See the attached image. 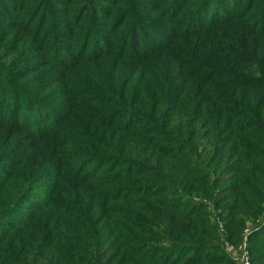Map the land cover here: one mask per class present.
Masks as SVG:
<instances>
[{
	"label": "trees",
	"instance_id": "1",
	"mask_svg": "<svg viewBox=\"0 0 264 264\" xmlns=\"http://www.w3.org/2000/svg\"><path fill=\"white\" fill-rule=\"evenodd\" d=\"M108 1H112L115 4V2L121 0H106L105 2L107 3ZM132 1L134 0L121 2ZM138 1L140 2V6L137 7L139 12L155 8L153 0ZM160 1L163 2V0ZM166 1H168V5L164 7L166 9L185 2V0ZM210 1L216 2V6L226 5L224 3L227 2H221V0ZM252 1L254 0H251L250 3ZM35 2L36 5L33 6V3L29 2V0H0V25L6 27L11 23L16 24L14 28H18L16 29L17 33L22 37L20 41H27L30 44L35 39L39 45H43V49H45L48 42H51V46L46 49L50 50L52 54V59L50 58V60L54 62L40 71L43 75L40 76L41 78L39 79L41 81L37 84H32V78L28 81L20 75L12 74V64L16 61L0 62V133H4L13 127L30 130L34 136L36 135L40 138L39 140L45 138L49 140L43 141L46 147L43 154H48L55 136L59 135V133H66L72 123L71 133L74 131L75 134H79L83 122L86 121L99 132L95 133L85 130L84 133L88 138V143L92 142L94 137L92 135L96 134H98L97 139L99 142L93 143V146L88 147L87 150L80 149L79 152L83 155L82 159L88 161V164L84 168L76 167L75 169H78L79 172L70 171L73 175H77L74 178H79L78 180L81 182V180L86 179L84 178L86 176L85 171L88 168L86 166L91 165L90 167H93L96 163H100L103 166L108 165L110 167L109 170L113 169L109 174L115 175L104 180H91L92 183L88 180L83 181L85 185L95 186V210L103 203H107L106 207L101 206L94 213H91L92 207L87 208L86 212H84L86 221H95L101 215V221H105L106 224H109L108 227L112 229V232H110L111 238L113 237L114 240L118 239L115 236L117 235L116 230L122 239H125L124 235L130 237L126 241L128 245H131V247L133 244L137 245L136 251L134 250L137 253L131 252L127 260L130 261V264H200L203 259L206 260L212 254L211 251L215 247L200 245L199 239L203 237L212 239L211 237H213L214 233L201 229L193 231L192 226L186 223H179L178 219L187 215V218L192 222L199 223L202 228L206 226L210 228L209 226H211L215 232L217 222L215 223L210 218L211 207L209 205L207 206L203 203L195 204L196 210L188 212L191 205L189 204L188 208H186V204H183L184 197H182V194L175 192L177 196L167 201L170 204L169 206L177 207L171 214L172 217L168 223L162 224L163 221H160L159 225L153 223L152 226H148L149 222H145V219L141 218V216H138L140 218L136 220L135 224L132 223L131 218L125 220L131 225L133 224L134 228L120 222L118 223L116 214L119 206L116 205L118 203H123L124 205V202H126L128 203L126 204L128 205L127 207H131L134 205L131 198L136 196V186L125 181L127 177L132 176L131 178H133L135 177L133 175H139L138 172L142 171H137V168L133 169L134 166L123 165L119 173L116 172L117 169H120L122 160H134L126 158L127 151L120 153L119 151L117 152L116 148H114V152L111 151L117 139L111 143V134L104 133V130L106 128H114L117 131V135L122 137L123 135H133L136 139L145 143L151 140L150 146L154 148L162 142L161 140H155L157 135L163 138L165 136L174 138L172 135L174 133L171 134L166 128L163 130L161 127L168 126L163 121V118L168 112L170 104L176 103L170 95L173 93L178 94L176 92L181 86L179 75H182L183 78L194 79L201 85L199 88L202 92L201 94L199 93L197 101H194L192 96L194 85H191L183 90L184 92L179 97L178 103L182 101L195 102L194 104L197 105V108L194 115H197L199 120L202 119L208 125H211L210 130L212 129L217 139L214 141L210 140L207 144L199 147L202 154H210V162H214V156L224 159L226 155V152H220V134L227 122L233 123L231 118L239 115L236 111L238 108L235 109L237 105L247 103V106L244 105L243 111L250 115L251 125L260 127L254 132L249 131L250 133L246 137L248 143L253 141L264 146V42H262V39H264V0L252 11L248 9L251 4L245 7L241 3L237 9L235 8L236 10L234 9L233 14L229 10L235 7V0H229L228 3L232 2V7L228 9V12H222V9L216 7V9L220 10H215L213 16H210V12L205 13L206 11L203 9L208 0H197L190 2L193 5L192 9L185 8L180 12V14L184 13L185 15V18L181 20L183 23L182 27L179 26L177 30L170 33L167 30L162 31L163 33L167 32L164 37L158 33V40L151 39L147 30H150L152 22L133 21L129 23L130 27L134 29L132 34L124 32L118 44H115L114 40L111 42L108 38L102 41L97 39L95 40L97 44L94 47L86 46V41L94 40V31L97 29V25L90 20V25L87 28L73 36L75 32L73 26L67 23L62 24L61 18L63 16H57L58 12H56V9L58 7L64 10L67 8L69 13H76V17L94 19L95 12L98 16L100 15L98 14V9H95V6L98 5L97 1L35 0ZM68 4H70L69 7ZM127 6L129 9V5ZM133 9V6H131L130 12H133ZM178 12H171L172 15L169 12V15L175 18ZM101 15L104 16L105 14L102 13ZM118 17L121 18L123 16L121 14ZM201 18L203 20L200 21ZM54 20L57 21L55 22ZM43 22L48 23L50 35L46 37L44 42L40 41L42 40L41 33L44 30ZM56 25H59V27ZM140 27L144 29L142 35H140V32L138 33ZM114 28L118 31L120 26L115 23ZM179 32H182L183 36L178 39L179 43H177L173 40ZM35 35H37L38 39L35 38ZM93 35L94 38H92ZM69 38H77L79 43L76 45L70 43L69 47L66 44V40ZM112 58L118 59L120 64H118V70H114L113 74H109V80L105 77L106 74L103 68L97 69L98 72L94 76L82 73V71L94 66L97 67L98 64H105L107 60ZM0 59L2 58L0 57ZM234 59H238L241 62L242 67L240 69L235 68L236 66L234 67V64H232ZM124 61L127 63H124ZM128 67H134V72H140L151 77L150 80L143 82L142 87L144 89L137 88L135 90L137 96H135L136 101L133 103L128 101V98L131 85L135 82V75L128 78L122 75ZM18 68L20 69V67ZM154 68L155 71L153 72ZM109 72L111 71L109 70ZM49 75L57 77L52 80ZM129 78L134 82L129 81ZM121 80L124 81L122 82ZM136 81L138 82V78ZM34 82L36 83L37 80L35 79ZM145 83L146 86H143ZM210 83L212 87L205 88L207 85L209 87ZM204 89H212V92L208 90L207 93H204ZM9 97H11V101L7 100ZM51 99L58 100V103L52 105L49 102ZM12 100L14 105L9 104ZM178 108L180 106L176 109ZM37 111L43 117L34 122L13 120L11 117L12 115L21 114H28L29 117H33ZM73 112L80 119L74 120L75 114ZM177 113L180 114L181 111H177ZM158 119L162 121V125L158 122ZM246 126L248 127V125ZM101 129H104L103 132ZM239 130L245 131L244 128ZM260 136L263 137L262 140ZM40 143L42 144V142ZM200 144L202 145V143ZM103 148L104 151H110L111 154L101 152ZM189 148L192 149V152L195 151L193 146H189ZM96 149L99 151L98 157L100 160L91 158L96 155ZM245 151L250 152V158L258 159L255 157L258 154V150L254 151L247 148ZM169 155L170 153L164 154V161L169 160ZM193 156L194 154L192 153L191 157ZM74 159L71 158V160ZM260 159L262 160L263 158ZM194 161L198 165L197 169L200 170L201 162L197 154ZM239 167L241 168V165ZM145 168L144 172L141 173L142 177L138 176L142 180L154 172L152 165L146 164ZM156 172L162 173L161 168L159 167ZM260 174L264 177V174ZM236 178H238V184L233 188V193L235 195L234 201L237 203L225 205L224 211L225 213L227 210L232 212L228 215L232 218L233 209L237 213L239 209H244V213L241 218L239 217L240 214H236L233 220L228 217V223L233 221L229 234L231 240L239 238L238 235H240L243 224H245L244 215H252L254 213L252 209L255 207H260V209H262L261 205L264 207V183L258 181L259 185L251 186L239 182V177ZM251 179L253 180L252 177ZM253 181L257 183L256 180ZM191 182L193 184L192 188L203 187L202 185L205 183L202 179L191 180ZM141 184L139 183L137 187L139 191L137 192L145 196V199L149 202L150 196L159 194L154 193L153 191L155 190L153 189L145 190L141 188ZM19 187H23L22 184ZM163 191L161 189V192ZM202 191L199 190L201 194L205 195V192ZM23 193L24 191L20 194ZM20 198L22 196L18 197V201L24 200ZM73 201V203L61 204V213L67 219L77 218L74 217L78 213L76 212L78 210L77 198ZM224 201L227 203V200ZM66 205L67 209L65 208ZM5 209L7 214H12L15 218V220L9 222L22 220L21 218L25 216V214H22L23 211H27L24 209L19 212L14 207L12 208L11 204L7 205ZM102 209H104L103 214ZM68 210L71 214H69ZM80 213L82 218H84L82 212ZM123 213L133 215L132 210H124ZM95 215H97L96 219L94 218ZM197 216H205V218L198 221L195 218ZM144 222L146 223L145 225H143ZM85 227L87 226H80L82 229H85ZM134 231L135 234H133ZM58 233L59 235H65L61 232ZM144 235H147V241L141 238ZM42 237L44 235L39 237V242ZM111 243H115V241H111ZM121 245H124V243ZM258 249L263 250V248ZM80 253L88 258L91 255L88 249ZM132 256L133 258H131ZM101 264L112 263L102 261ZM117 264H120V262Z\"/></svg>",
	"mask_w": 264,
	"mask_h": 264
},
{
	"label": "rangeland",
	"instance_id": "2",
	"mask_svg": "<svg viewBox=\"0 0 264 264\" xmlns=\"http://www.w3.org/2000/svg\"><path fill=\"white\" fill-rule=\"evenodd\" d=\"M95 1L98 2L95 9H98V14L100 15L98 16L95 12L94 19L76 17V13H69V9L67 8L64 10L58 7V9H56V12H58L57 16H63L61 18V23H67L73 26L75 30L73 36L87 28L90 25V20L93 24L97 25V29L94 31L95 38L94 35L92 36L94 40L90 42L86 41V46L88 47H94L97 44L95 40L98 39V41H102L106 38L111 42L114 40L115 44H118L124 32L132 34L134 29L130 27L129 23L133 21L152 22L150 30H147L149 31L151 39L158 40V33H160V36L164 37L167 32L163 33L162 31L167 30L170 33L171 31L177 30L179 26L182 27L183 23L181 20L185 18V15L184 13L180 14V12L185 8L192 9L193 5L190 4V2L197 0H185L184 3H180V5L171 7L170 9L164 8L168 5V1L163 0L162 2L160 0H153L155 8L143 12H139L137 9V7L140 6L138 0L127 3L121 2L124 1L121 0L115 2V4L112 1L106 3V0ZM223 1H227L224 3L226 5L216 6V2L213 3L208 0L203 8L204 11H206L205 13L210 12V16H213L215 10L220 9H222V12L227 13L228 9L232 7V2L228 3L229 0H221V2ZM261 1L262 0H254L250 3L251 0H235L236 5L233 9H230L229 12L233 14L241 3V5L245 7L251 4L248 9L252 11L261 4ZM29 2L33 3V6L36 5L35 0H29ZM127 5H129V9ZM69 6L70 4H68V7ZM131 6L134 8L133 12H130ZM216 7L220 9H216ZM176 11L179 12L174 18L171 16V12L176 13ZM169 12L171 15H169ZM102 13L105 15L102 16ZM121 14L123 16L121 17L123 18L122 21H120L121 18L118 17ZM201 20H203V18H201L200 21ZM115 23H117V26H120L118 31L114 28ZM15 25L16 24L12 23L6 27L0 25V57L2 58L0 62L16 61L12 64V74L20 75L28 81L32 78V84H37L41 81V79H39L41 78L40 76L43 75L40 71L44 67L54 63L50 60L52 56L50 50L46 49L51 46V42H48L45 49H43V45H39L35 39L30 44L27 41H20L22 37L17 33L16 29L18 28H14ZM42 25H44V30L41 33L42 40L40 41L44 42L46 37L50 35L48 32V23L43 22ZM56 26L59 27V25ZM139 32L140 35L144 33L143 27L139 28L138 33ZM182 36L183 33L179 32L175 35L173 41L179 43L178 39ZM35 38L38 39L37 35H35ZM262 42H264V39H262ZM70 43L76 45L79 43V40L77 38H69L66 40V44L70 47ZM125 61L124 63H127ZM118 64H120L118 59L112 58L107 60L105 64H98L97 67L94 66L88 70L82 71V73H88V75L91 74L94 76V74L98 72L97 69L103 68L106 74L105 77L109 80V74H113L118 70ZM232 64H234V67L236 66L235 68L237 69L242 67L238 59H234ZM18 67H20V69ZM133 68L134 67H128L124 74H122L123 77L127 78L135 75V82L129 78V81L134 82L131 85L128 98V101L132 103L136 101L135 96H137V93L135 90L137 88L144 89V87H142L143 82L151 78L149 75L134 72ZM26 69L28 70L25 71ZM109 70L111 72H109ZM154 71L155 68L153 69V72ZM179 76L181 86L176 92L178 94L176 95L173 93L170 95L176 103L170 104L169 110L163 118V121L166 122L168 126L161 127L163 130L166 128L171 134L174 133L172 134L174 138L166 136L163 138L157 135L155 140H161L162 142L154 148L150 146L152 143L151 140L148 141L147 144L136 139L133 135H123V137L117 135V131H115L114 128L101 129L102 132L104 130V133L111 134V143L114 142L113 140L117 139L116 143H113L114 145L111 151L114 152V148L120 153L127 151L126 158H132V160H134H122V164L119 167L120 169L116 171L117 173H119L123 165L128 167L134 166L133 169L137 168V171L142 172L146 169V164L152 165L154 169V172L143 180L141 178L142 172H138L139 175H133L135 176L133 178H131L132 176L127 177L125 182L136 186V196L131 198L134 205L127 207L128 205L126 204L128 203L126 202H124V205L123 203H118L116 205L119 206L116 219L118 223L120 222L131 228H134L133 224L140 218L138 216L145 219V222H149L148 226H152L153 223L159 225L160 221H163L162 224L165 222L168 223L169 219L172 217L171 214L177 207L173 208L169 206L170 204H168L167 201L176 197L177 195L175 192H177L184 197L183 204H186V208H188L189 204L191 205L188 212L196 210L195 204L203 203L207 206L209 205L211 207L210 218H212L215 223L217 222L218 225L214 224L216 228L214 232L211 226L208 225L210 228L207 226L202 228L199 223L192 222L187 218V215L179 217L178 219L179 223H186L192 226L191 228H193V231L201 229L214 233L213 237H211L212 239H207L205 237L199 239L200 245H211L213 248L215 247L211 251L212 254L206 260L203 259V262L200 264H264L263 205H261L262 209H260V207L252 209L254 211L252 215H244L245 224H243L242 231H240L241 233L238 235L239 238L236 240H231L229 237L233 221H229L230 224L228 223V215L232 212L227 210L225 213L224 211L225 205L237 203L234 201L235 195L233 193V188L238 184V178L236 177H239V182L251 186L259 185L258 181L264 183V177L260 174H264V146H261L260 143H254L253 141L248 143L246 138L250 132H254L260 129V127L251 125L252 121L250 115L243 111L244 105L247 106V103L244 105H237L235 109L238 108L236 111L239 115L234 118L232 117L231 121L233 123L227 122V125L223 127L220 134V152H226V155L224 159L214 156V162H210V154H202L199 147L207 144L210 140L214 141L217 139L212 129L210 130L211 125H208L206 121L202 119L199 120V117L194 115L197 108V105L194 104L195 102L182 101L178 103L179 97H181L184 92L183 90L191 85H194L192 96L194 97V101H197L199 93L201 94L202 92L199 88L201 85L198 84L196 80L194 81V79L189 80L183 78L182 75ZM50 77L53 80L57 76ZM144 77L146 78L144 79ZM137 78L138 82L136 81ZM35 79L37 80L36 83L34 82ZM124 80L121 81L123 82ZM143 86H146V83ZM210 87H212L211 83L209 87L207 85L205 88ZM208 90L212 92V89H204V93H207ZM7 100L11 101V97ZM49 102L53 105L58 103V100L51 99ZM9 104L14 105V101L12 100ZM179 106L180 108L176 109ZM177 111H181V113L178 114ZM34 114L35 116L33 117H29L28 114L12 115L11 117L13 120H29L31 122L40 120L43 117L39 114V111ZM73 114L75 113L73 112ZM75 119L80 118L76 117L75 114L74 120ZM158 122L162 125L161 120ZM246 125H248V127ZM72 127L73 123L69 125V129L66 133H59V135L54 137L53 143L49 148L50 150L48 154L46 153L47 156L43 154L46 150L43 141H49L47 138L39 140L40 138L36 135L34 136L33 132L20 127H13L4 133H0V214H2L0 216V264H101L102 261L112 264H117L118 262H120V264H130V261L127 260L131 252H135L137 247V245L135 246L134 244L132 247L128 245L126 241L129 240L130 237L124 235L125 239H122L116 230L117 235L115 236L118 239L114 240L113 237L111 238L110 232H112V229L108 227L109 224H106L105 221H101V215L99 218L95 215L94 218H97L95 221H86L84 212H86L87 208L92 207L91 213H94L101 206L106 207L107 203H103L95 210V186L85 185L83 181L88 180L92 183L91 180H104L115 175L109 174L113 169L109 170L110 167H108V165L103 166L100 163H96L93 167H90L91 165L86 166L88 167L85 171L86 176L84 178L86 179L79 182V178H74L75 176L77 177V175H73L72 172H79L78 169L75 168H84V166L88 164V161L82 159L83 155L79 150H87L88 147L93 146V143L99 142L97 139L98 134H96L92 135L94 136L92 142L88 143V138L84 131L99 132L86 121L83 122L79 134H75L74 131L71 133ZM240 128H244L245 131L239 130ZM262 138L263 137L260 136L261 140ZM40 142H42V144ZM200 143H202V145ZM189 146H193L195 151L192 152ZM246 146L254 151L258 150V154L255 156L258 159L250 158V152L245 151V149L247 150ZM101 152L111 154L110 151H104V148ZM166 153H170L169 160L167 159V161H164L163 158ZM192 153L194 154L193 157H191ZM95 154L96 155L91 158L100 160L98 157V150ZM196 154L200 158V170L197 169L198 165L194 161ZM71 158L75 159L71 160ZM260 158L263 159L261 160ZM240 165L241 168L239 167ZM159 167L162 173L156 172ZM70 170L73 171L71 172ZM251 177L253 180H256L257 183L253 181ZM197 179H202L205 182L202 185L203 187L192 188L193 184L191 180L196 181ZM139 183L143 184L140 185L141 188L145 190L153 189L155 190L153 191L154 193L159 194L150 196L149 202L145 199V196L137 192L139 191L137 188ZM20 184H22L23 187H19ZM161 189L164 191L161 192ZM199 190H203L205 195L201 194ZM22 191H24V193L20 194ZM19 196H22L20 199L24 200L21 202L18 201ZM49 196L50 198H48ZM73 197L77 198L78 203V210L76 211L78 213L74 216L77 218L67 219V217L61 213V204L73 203V200H75ZM224 200H227V203ZM239 203L241 202L239 201ZM9 204L19 212L24 209L27 210V213L23 211L22 214H25V216L21 218L22 220L9 222L15 220L12 214L6 213L5 207ZM65 208L67 209V205ZM102 210L103 214L104 209ZM124 210H132L133 215L123 213ZM234 211L233 209V218L236 214H240V218L243 216L244 209H239L238 213ZM68 212L71 214L69 210ZM80 212H82L84 218H82ZM129 218L132 220V225L125 221L129 220ZM195 218L199 221L205 218V216H197ZM229 218L233 220L232 217ZM145 222L143 225L146 224ZM81 225L87 227L82 229L80 228ZM237 229L239 228L237 227ZM58 232L64 233L65 235H59ZM101 234L102 236H100ZM133 234H135V231ZM41 235H44V237H42L39 242V237H41ZM141 238L146 241L148 239L147 235ZM111 241H115V243H111ZM122 243H124V245H121ZM258 248H263V250H259ZM87 249L91 254L89 258L80 253ZM131 258H133V256Z\"/></svg>",
	"mask_w": 264,
	"mask_h": 264
}]
</instances>
